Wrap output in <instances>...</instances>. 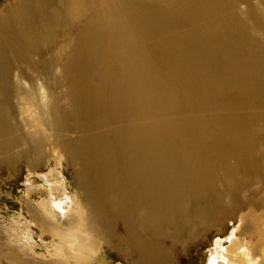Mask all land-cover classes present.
Wrapping results in <instances>:
<instances>
[{"label":"bare ground","instance_id":"6f19581e","mask_svg":"<svg viewBox=\"0 0 264 264\" xmlns=\"http://www.w3.org/2000/svg\"><path fill=\"white\" fill-rule=\"evenodd\" d=\"M158 1L116 0L127 22L96 0H28L0 12V161L37 167L50 137L75 171L76 208L65 185L50 189L51 216L28 205L47 249L60 248L52 264H102L104 247L129 264H160L162 227L188 225V206L200 212L218 194L233 117L198 110L221 109L217 92L246 87L258 54L243 22L220 29L236 0ZM263 179L255 172L260 187L246 186L248 204L264 200Z\"/></svg>","mask_w":264,"mask_h":264},{"label":"rangeland","instance_id":"374dc122","mask_svg":"<svg viewBox=\"0 0 264 264\" xmlns=\"http://www.w3.org/2000/svg\"><path fill=\"white\" fill-rule=\"evenodd\" d=\"M92 1L81 0L83 3ZM115 1L96 0V3L97 7L104 10L113 8L126 22L129 21L130 14ZM137 1L148 6H155L159 2ZM20 2L28 0H0V12H6ZM232 5L230 11L234 18L229 19L232 24L220 17V29L225 32L234 29V19L237 25L240 23L238 26L242 22L246 24L258 57L251 60L253 65H248L246 71L249 82L246 81V87L234 92L228 89L223 96L218 92L214 95L216 101H221L223 108L201 107L198 110L207 119L220 112L228 113L233 117V123L230 124L234 126L235 137L231 138L234 141L227 148H220L225 149L228 156L226 162L220 163L217 173L218 194L214 201L202 200L200 212L194 211L189 205L188 225L182 222L162 227L157 236L163 250L160 264H264V200L248 204L245 196L248 183H252L250 191L257 190L261 185L259 180H253L254 173L261 171L264 174V0H236ZM235 14L239 15L235 17ZM249 31H242L241 34H245L243 41L248 38L250 42L247 35ZM49 71L53 74L60 72V69ZM50 91L53 94L56 86L52 85ZM106 94L111 97L114 95L111 92ZM176 109L179 115L184 114L180 108ZM197 112L194 109L191 111L192 115L198 116ZM223 143L220 140L221 147ZM45 145V160L37 167L29 166L25 157H18L14 167L6 161H0V264H52L55 258L62 257L60 248L54 251L49 247L48 252L49 248L38 235L40 229L31 218L32 209L28 205L30 203L45 216H51L54 210L50 189L65 185L76 208L79 204L76 176L73 166L64 159L60 144H54L49 137ZM214 170H218V167ZM250 204L256 218L253 221L252 218L248 221L244 217L250 212ZM120 228L119 223L116 230L121 231ZM25 232L29 236L24 235ZM46 240L49 242L50 239ZM99 257L98 261L102 264H129L117 249L111 247H104ZM63 262L70 264L65 259Z\"/></svg>","mask_w":264,"mask_h":264}]
</instances>
